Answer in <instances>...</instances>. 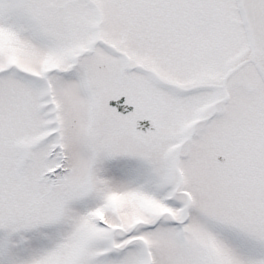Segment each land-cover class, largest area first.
Returning <instances> with one entry per match:
<instances>
[{"label": "snow or ice", "instance_id": "obj_1", "mask_svg": "<svg viewBox=\"0 0 264 264\" xmlns=\"http://www.w3.org/2000/svg\"><path fill=\"white\" fill-rule=\"evenodd\" d=\"M0 264H264V0H0Z\"/></svg>", "mask_w": 264, "mask_h": 264}]
</instances>
